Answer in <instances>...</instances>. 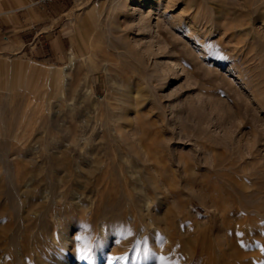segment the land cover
Wrapping results in <instances>:
<instances>
[{"label":"rangeland","instance_id":"rangeland-1","mask_svg":"<svg viewBox=\"0 0 264 264\" xmlns=\"http://www.w3.org/2000/svg\"><path fill=\"white\" fill-rule=\"evenodd\" d=\"M151 2L73 0L87 52L0 89V264H264V0Z\"/></svg>","mask_w":264,"mask_h":264},{"label":"crops","instance_id":"crops-1","mask_svg":"<svg viewBox=\"0 0 264 264\" xmlns=\"http://www.w3.org/2000/svg\"><path fill=\"white\" fill-rule=\"evenodd\" d=\"M72 2L0 0V89L36 90L57 66L87 52L92 19Z\"/></svg>","mask_w":264,"mask_h":264},{"label":"bare ground","instance_id":"bare-ground-1","mask_svg":"<svg viewBox=\"0 0 264 264\" xmlns=\"http://www.w3.org/2000/svg\"><path fill=\"white\" fill-rule=\"evenodd\" d=\"M152 0H126V3H125V7L126 8H130V7H132L131 5L133 4V3H140V9H142L143 8V6L145 5V4H147V3H152L151 2ZM134 7V6H133ZM139 9V10H140ZM136 10L137 9H134L133 11H131L132 13H133V15L135 14V12H136ZM125 11V10H124ZM129 11H127V13H128ZM131 12H130V14H131ZM137 13H139V12H137ZM136 13V14H137ZM146 11H142V14H144V16H143V18L142 17H139V18H142V21H145L144 19L145 18H147V17H150V15H151V13H152V11L150 10H148V12L146 13ZM131 16V15H130ZM132 17V16H131ZM140 21V20H139ZM72 62H73V59H72ZM174 62H172V64H173ZM177 65V64H176ZM175 65V66H176ZM53 71L54 70H52L51 71V74L49 75L50 76V79H52L53 81H56V79H57V77L58 76H55V74L53 73ZM154 156V155H153ZM152 156V157H153ZM155 157V156H154ZM158 157V156H157ZM156 157V158H157ZM129 164V163H128ZM155 168V167H154ZM76 171V170H75ZM97 171V170H96ZM89 173V172H88ZM90 174H92V173H90ZM70 175V174H69ZM89 175V174H88ZM96 175V174H95ZM92 176V175H91ZM48 177V176H47ZM89 177V176H88ZM87 177V178H88ZM94 177V176H93ZM96 177V176H95ZM125 177V176H124ZM64 178V177H63ZM73 178V177H72ZM91 178V177H90ZM41 179H43V178H41ZM53 179V178H52ZM62 178L60 177V180H61ZM65 179V178H64ZM63 179V180H64ZM104 179V180H103ZM102 180L103 181H105V177L103 178ZM25 181L24 183H26V186H29L30 185V183L32 182V178H30V179H27V175H25V174H22V175H20V176H18L17 177V179H16V181L18 182V183H20V181ZM35 181H36V179H34ZM33 180V181H34ZM46 180H48V179H46ZM57 180V179H56ZM85 180V179H84ZM88 180H90V179H88ZM100 180V179H99ZM107 180V179H106ZM39 181V180H38ZM62 181V180H61ZM68 181V180H67ZM87 181V180H86ZM85 181V182H86ZM109 181V180H108ZM44 182V181H43ZM52 182V181H51ZM57 182V184H58V181H56ZM70 182V181H69ZM68 182V183H69ZM47 183V182H46ZM88 183V182H87ZM110 183V182H109ZM108 183V184H109ZM38 184H41V182L40 183H38ZM37 184V185H38ZM53 184V183H52ZM64 185V183L63 182H61V184L60 185ZM91 183H89V185H90ZM93 184V183H92ZM106 184V183H105ZM70 185V184H69ZM68 185V186H69ZM88 185V186H89ZM95 185H96V187H98V185L95 183ZM48 186V185H47ZM65 186V185H64ZM68 186H67V188H68ZM71 186V185H70ZM92 186V185H91ZM39 187H40V185H39ZM42 187H45V186H42ZM50 187V186H49ZM56 187V186H55ZM61 187V186H60ZM87 187V186H86ZM90 187V186H89ZM45 188H47V187H45ZM66 188V189H67ZM70 188V187H69ZM85 188V187H84ZM88 188V187H87ZM86 188V189H87ZM92 188H94V187H92ZM107 188V187H106ZM147 188V187H146ZM15 189V188H14ZM42 189V188H41ZM56 189V188H55ZM58 189V188H57ZM63 189H65V188H63ZM65 189V190H66ZM71 189H73V187H71ZM81 189H82V187H81ZM89 189V188H88ZM96 189V188H95ZM38 190V189H37ZM36 190V191H37ZM91 190V189H90ZM97 190V189H96ZM99 190V189H98ZM15 191V190H14ZM13 191V192H14ZM45 192H47V193H50V190H48V189H45L44 190ZM52 191V190H51ZM58 191V190H57ZM56 191V192H57ZM72 192H73V190H71ZM79 191V190H78ZM82 192L84 191V190H81ZM60 192H61V189H60ZM63 192V191H62ZM70 192V191H69ZM68 192V193H69ZM74 192H77V191H75L74 190ZM73 192V193H74ZM65 193H67V192H65ZM68 193H67V195H68ZM9 194V193H8ZM12 194V193H11ZM18 194V193H17ZM70 194H71V192H70ZM70 194H69V196H70ZM87 195V192L85 193L84 192V194L83 195ZM128 194V193H127ZM227 194V193H226ZM16 195V194H15ZM64 195V194H63ZM90 195V194H89ZM158 195H159V199H160V195H161V193H158ZM46 197H48V195H45ZM56 196V195H55ZM66 196V195H65ZM58 197V196H57ZM70 197H73V194H72V196H70ZM75 197V196H74ZM223 197H225V195L223 196ZM82 198V197H81ZM106 198H108V197H106ZM227 199V198H226ZM25 200H27V199H25ZM216 200V199H215ZM73 201V200H72ZM142 201V203H141V207H140V210H139V213L137 214V213H134L133 214V222L135 223V225L138 227H140V228H142L143 229V232L142 233H148V237L149 238H147L148 240H147V242H155V244H158L157 243V241H156V238H159L160 237V235H161V232H163V234H164V239H166L168 242H171V238H170V236H169V233L167 232V230H166V227H162V226H160L158 223H159V221L157 222V221H155V219H153V217H152V213H151V203H152V198H150V197H148L147 195H144V197H143V199L141 200ZM236 201V200H235ZM74 202V201H73ZM22 203H23V201H22ZM24 203H25V201H24ZM70 204H72V203H70ZM76 204V203H75ZM25 206V205H24ZM66 206V205H65ZM155 206V205H154ZM32 209V208H31ZM63 209V208H62ZM30 212V211H29ZM28 212V213H29ZM242 212H244V213H246V210L243 208L242 209ZM231 214V213H230ZM221 215V214H220ZM226 215V214H225ZM19 217V216H18ZM231 217V216H230ZM245 219H246V216H243ZM244 219V220H245ZM139 220V221H138ZM157 222V223H156ZM102 226V233H106V230H105V228H103V225H101ZM229 226V225H228ZM126 227V226H125ZM130 227V226H129ZM117 231V230H116ZM103 234V235H104ZM134 236L135 235H137V234H133ZM263 235V234H262ZM134 236H132L133 238H134ZM133 238H130L129 239V242L130 241H132V239ZM150 238H152V240L150 239ZM161 238V237H160ZM153 239H155V240H153ZM231 242V244H229ZM172 243V242H171ZM99 244V243H98ZM102 244V243H101ZM101 244H100V246H101ZM136 244V243H135ZM101 247H103V246H101ZM100 247V250H99V252H100V254H102V251H103V248H101ZM227 247V250H232V252H228L225 248ZM253 248V247H252ZM134 249V248H133ZM219 251H220V257L221 258H218V259H215L214 261H213V263L212 264H231V260L233 259V256L234 255H236L235 256V263L234 264H241V262H243V258H241L240 257V254H242L241 253V248L238 246V244H236L235 243V241H233V240H229V242H227V243H225V244H223V245H220V247H219ZM239 255V256H238ZM238 257H240V258H238ZM243 257V256H242ZM102 257L100 256L98 259L100 260ZM242 259V260H241ZM131 263L133 262V261H130ZM249 264V263H248ZM250 264H252V263H250ZM253 264H256V263H253Z\"/></svg>","mask_w":264,"mask_h":264}]
</instances>
